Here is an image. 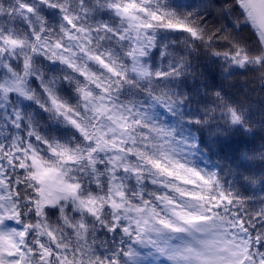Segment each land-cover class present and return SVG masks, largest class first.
Returning a JSON list of instances; mask_svg holds the SVG:
<instances>
[{
	"label": "snow or ice",
	"instance_id": "1",
	"mask_svg": "<svg viewBox=\"0 0 264 264\" xmlns=\"http://www.w3.org/2000/svg\"><path fill=\"white\" fill-rule=\"evenodd\" d=\"M0 264H264V0H0Z\"/></svg>",
	"mask_w": 264,
	"mask_h": 264
}]
</instances>
